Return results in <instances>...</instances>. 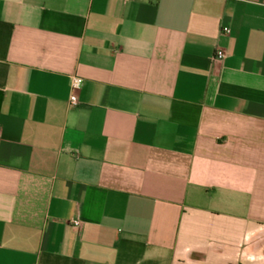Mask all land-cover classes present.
<instances>
[{
	"label": "crops",
	"instance_id": "obj_1",
	"mask_svg": "<svg viewBox=\"0 0 264 264\" xmlns=\"http://www.w3.org/2000/svg\"><path fill=\"white\" fill-rule=\"evenodd\" d=\"M0 264H264V0H0Z\"/></svg>",
	"mask_w": 264,
	"mask_h": 264
},
{
	"label": "built area",
	"instance_id": "obj_2",
	"mask_svg": "<svg viewBox=\"0 0 264 264\" xmlns=\"http://www.w3.org/2000/svg\"><path fill=\"white\" fill-rule=\"evenodd\" d=\"M153 1H155V0H153ZM224 57H225V52L222 49H218L216 51V54H215V59L222 60ZM82 84H83V79L81 77H73L72 88L74 91L78 90L82 86ZM70 101H71V103H74V104L78 102V97H77V94L75 92H73L71 94ZM74 223L76 225H80L79 220L74 221Z\"/></svg>",
	"mask_w": 264,
	"mask_h": 264
}]
</instances>
